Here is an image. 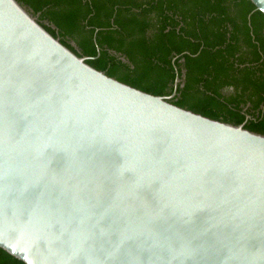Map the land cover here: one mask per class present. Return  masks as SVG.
<instances>
[{"label": "water", "instance_id": "water-1", "mask_svg": "<svg viewBox=\"0 0 264 264\" xmlns=\"http://www.w3.org/2000/svg\"><path fill=\"white\" fill-rule=\"evenodd\" d=\"M88 58L0 0V247L26 264H264V134Z\"/></svg>", "mask_w": 264, "mask_h": 264}, {"label": "trees", "instance_id": "trees-1", "mask_svg": "<svg viewBox=\"0 0 264 264\" xmlns=\"http://www.w3.org/2000/svg\"><path fill=\"white\" fill-rule=\"evenodd\" d=\"M18 1L95 68L264 134V13L251 0ZM0 264L26 263L0 247Z\"/></svg>", "mask_w": 264, "mask_h": 264}]
</instances>
